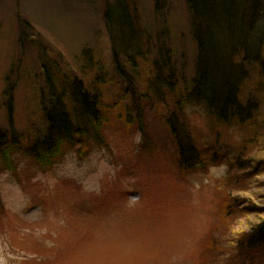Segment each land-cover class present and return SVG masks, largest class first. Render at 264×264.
Masks as SVG:
<instances>
[{
    "label": "rangeland",
    "instance_id": "obj_1",
    "mask_svg": "<svg viewBox=\"0 0 264 264\" xmlns=\"http://www.w3.org/2000/svg\"><path fill=\"white\" fill-rule=\"evenodd\" d=\"M107 1L112 0H0L2 130L11 124L32 138L42 126V81L30 46L36 38L79 78L92 76L87 64L105 68L115 84L101 87L103 103H113L124 82L115 72L103 19ZM155 1L136 0L140 23L153 45L172 53L178 94L190 86L196 67L192 20L185 0H157L158 14ZM20 20L31 27L27 36ZM159 56L155 49L150 59ZM249 79L242 95L262 100L264 75L256 70ZM14 82L10 105L7 91ZM126 91L102 129L105 144L85 157L69 149L45 170L22 155L14 156L15 171L0 164V264H264V254L237 259L233 249L264 221V129L257 148L244 155L242 170L229 172L223 163L182 175L165 121L175 111L171 100L167 96L163 109L145 112L143 136ZM260 107L256 121L264 126V103ZM181 118L205 158L216 152L231 159L246 139L238 124L218 126L201 106L186 107ZM228 197L239 209L227 218L221 213Z\"/></svg>",
    "mask_w": 264,
    "mask_h": 264
},
{
    "label": "trees",
    "instance_id": "obj_2",
    "mask_svg": "<svg viewBox=\"0 0 264 264\" xmlns=\"http://www.w3.org/2000/svg\"><path fill=\"white\" fill-rule=\"evenodd\" d=\"M185 2L192 20L197 61L190 86L178 94L177 74L170 61L172 53L151 43L140 23L136 0L107 1L103 11L115 72L124 82L121 93L112 104L103 103L101 87L115 84L105 68L94 70V65L87 64L93 74L84 80L71 69L61 66L60 58L42 41L32 40V45L29 44L33 46L42 81L38 91L43 123L32 138L17 134L10 123L9 130L0 128L1 166L13 169V155L21 154L40 168L47 169L69 149H77L80 153L94 146L102 147L105 144L102 129L112 121L113 110L129 90L137 111L138 129L143 136L145 112L163 109L162 106H167V96L171 100L175 111L170 110L165 121L177 147V168L182 175L223 163L229 172L245 168L244 155L257 148L263 138V132L259 131H263L264 126L256 120L260 105L264 103V92L262 100L255 95L242 94L251 72L253 75V71L258 70L261 77L264 75V0ZM159 6L156 0V14L160 12ZM20 30L27 36L31 27L20 20ZM155 49L160 56L150 59ZM84 56L88 59L89 51H85ZM263 87V84L259 85L260 89ZM15 88L14 82L7 91L10 105ZM195 106L203 107L218 126L236 123L244 129L246 139L233 158L224 156L220 159L216 152L205 158L194 146L181 116L186 107ZM11 115L9 106L10 120ZM123 119L133 125L132 119ZM227 181L230 183L231 180ZM237 202L228 197L221 216L234 215L239 209ZM233 249L237 259L246 258L247 253L264 254V221L240 236Z\"/></svg>",
    "mask_w": 264,
    "mask_h": 264
}]
</instances>
